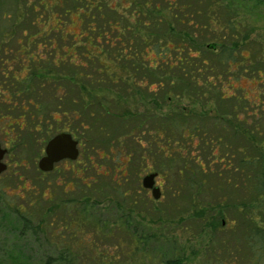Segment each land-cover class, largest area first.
<instances>
[{
    "label": "trees",
    "instance_id": "trees-1",
    "mask_svg": "<svg viewBox=\"0 0 264 264\" xmlns=\"http://www.w3.org/2000/svg\"><path fill=\"white\" fill-rule=\"evenodd\" d=\"M56 1L55 7L61 6L65 1L68 2L66 7H61L63 15L66 16H69L70 9H74L73 11L76 13L83 7L84 12L81 14V19L93 18L94 14L90 13L89 16L88 13L97 2V0ZM201 2L202 0H190L184 10L174 9L173 13L169 10L170 7L160 9L155 4L156 11H152L150 15L153 14L155 17L158 12L164 14L159 13L158 19L155 18L150 22L143 21L137 24L136 21H132L134 26L127 25V27L125 24L120 27L118 22L109 20L107 22L108 32L112 34L113 38L103 36L104 32L101 30L103 12L101 5H97L95 8L101 19L100 24L95 26L93 23L87 22L82 31L86 34L82 36L85 44H83L81 52L83 56L84 53L91 52L92 56L89 72L86 70V60L83 57L84 59L77 61V75L71 76L69 74L71 69L69 58L65 56L67 51L61 50V54L65 55L59 62V74L36 76L34 74L37 69H34L32 76L28 75L22 79L25 84L23 86H29L30 90H20L19 86L23 82L16 76L11 75V78H7L2 73L0 82L10 79L11 85H18L19 89L11 91L13 96L11 100L19 96L21 100L17 108L19 113L23 110V101H27V98L33 102H42L40 111L34 105H28L29 117L35 118L36 124L46 114L53 120L59 121L54 117V114H59L60 118L67 116L66 119L73 121L77 118L79 110H84L91 120H101L100 122L103 121L101 117L109 116L108 114L122 121L130 120V118L135 119L136 125L133 132L130 128V132L124 133L129 138H133L140 149L138 156L132 155L133 159L137 157L132 162L134 164L137 161L134 164L135 170L138 166L141 172L150 165L144 161V151L149 157L156 155L153 167L162 176L166 175L171 170V165L176 163L178 173L181 174L184 170L185 175L186 171L188 172V175L184 176V181L189 184V189H187L189 193L193 191L190 195L192 199L195 197L197 205L199 204L197 193L199 194L204 187L200 180V174L213 172L211 163L214 162L215 165L218 163L216 160L219 158L214 151L219 147L221 139L227 138L231 141L233 139L236 144L245 148L250 144L248 142H251L254 147L258 143V155L250 157L242 155L239 156L237 162L240 170H245V174L248 173V179L249 173L254 175L255 184L253 187L258 197L264 191V151H259L262 148L261 143H264V138L260 136L263 134L254 128H247L245 126L247 122L235 112L237 108H246L244 102L248 99L245 93L238 96L229 92L234 88L232 84L234 81L246 76L242 71L244 67H240V70L235 72L231 65L233 46H240L239 40L233 39L235 30L229 21V16L223 23L222 21L221 24L218 22V12L214 7L217 0L206 2V7H204L206 14L202 13L201 8H197ZM231 2L233 6H236L233 0ZM253 2L255 6L256 4L264 5V0H254ZM39 3L42 5L41 0ZM36 6L37 4L31 5L32 12H37ZM142 7L149 8L148 3L144 1ZM109 10L111 11L113 8H109ZM233 10H238V8L230 9L228 13L226 12L227 15H230ZM139 11L142 12V9L137 8L136 14ZM114 12L118 14V17L125 18V14L120 15L121 13L117 9H114ZM13 13L12 20L14 22L23 19L20 10L14 9ZM55 13V11L50 12V15ZM193 13L197 18L204 16V22H193V19L190 18ZM133 14L135 15L134 10ZM178 14H180L179 17ZM2 15L5 16V10ZM58 19L60 20V18ZM31 23L36 25L37 33L29 34L24 32L25 27H21L24 37L46 36L45 29L42 34H39L38 30L41 25L44 26L45 21H40L38 24L35 21H31ZM56 23L61 24L60 27L57 28L53 25L49 31H59V36L64 37L62 26L64 27L65 23L62 24L59 21ZM122 27L129 29L130 33L126 39L121 38L124 36L120 30ZM206 28L221 32V34L220 36L215 34L214 41L204 43ZM4 29L6 27L0 26V36L5 34ZM142 29L149 31L142 32ZM137 33L141 42L132 43ZM248 37L249 35L246 33L244 39H248ZM216 38L228 39V43L216 41ZM86 39H90V45ZM254 41L251 40L248 46L252 45L251 43ZM86 43L90 46L89 50ZM24 45H37V43L24 42ZM92 45L93 51L91 50ZM31 50L34 51V49ZM109 50H114V52ZM25 52L30 62L38 58L37 54L21 49L17 50L13 56L21 58ZM250 55L246 69L248 71V66L255 65L257 67L255 72L260 75L264 69H258L260 68L259 63L263 67L264 63L257 58L255 53ZM247 76L257 77L251 74ZM31 77L36 78V83H29ZM83 79L86 80L83 81ZM48 82L53 84L51 90V85H45ZM41 85H43V101L37 92ZM3 87L6 89V86ZM104 87L106 89H103ZM3 99L1 108L7 110L11 106L14 107V103L10 102L9 97L4 95ZM212 102H216V104L213 105ZM76 103L78 104L77 108ZM65 104L69 107L68 110L63 108L57 111ZM111 108L117 112L111 113ZM258 110L259 114L264 113L262 106H259ZM230 118H233V121L229 120ZM0 120L3 122L4 128L7 129L9 137L16 127L19 130L26 127V125L17 124L13 119H10L7 112H2L1 109ZM232 122L236 126V130L234 133L232 132L233 136L230 135V130H224V126H230ZM36 124H32L35 131L38 130ZM95 124L90 122L94 128ZM123 124L125 123L123 122ZM97 127L104 128V124L100 123ZM225 132L227 133L225 134ZM16 137V135L11 137L12 142ZM111 140L112 138L107 140L106 146ZM115 140L118 144L117 150L110 151L109 155L104 153V157L120 167L125 163L123 159L118 158L122 152L119 149L121 142L119 139ZM228 150L226 151L228 152ZM201 151L209 158L208 165L195 155V152L201 154ZM123 154L129 163L131 154L128 152ZM115 158L118 160L116 161ZM192 160L197 167L192 166L190 169L187 165ZM247 164L250 168H246ZM116 170L118 169L113 168L111 173ZM41 174L43 173L41 172ZM111 181L117 183L99 187L100 185L84 184L82 180L83 193L77 192L78 195L75 196L72 190L68 189V184L61 185V190L58 191L59 184L43 185L36 181L34 184L26 186L25 181L18 178L16 184L8 187L0 178V223L7 222L18 239L11 249L6 252L0 251V264H32L28 244L32 241H39L40 238L46 241L45 244L49 246L47 248L53 245L60 247V250L59 252L44 251L43 260L38 264H145L148 260L153 262L154 256H150L151 252L147 249V235L142 231L137 232L140 226L139 220L133 214L135 205L138 203L134 192L123 188L122 184H118L112 174ZM180 187L183 189V184ZM136 191L138 194L139 189ZM94 192L95 194H104L101 196L103 199L90 200L89 197ZM101 201H104L103 204ZM202 210L204 211V209ZM109 214H112V217H109ZM218 227L221 228L222 224L220 223L216 228ZM255 229L257 230L258 227ZM86 232L91 233L92 236L87 237ZM6 240L8 241V238ZM104 240H110V242L105 244ZM72 246L75 247V250L69 249ZM184 260L187 264H192L190 259L184 258ZM164 264H183V261L181 257H175L166 259Z\"/></svg>",
    "mask_w": 264,
    "mask_h": 264
},
{
    "label": "rangeland",
    "instance_id": "rangeland-1",
    "mask_svg": "<svg viewBox=\"0 0 264 264\" xmlns=\"http://www.w3.org/2000/svg\"><path fill=\"white\" fill-rule=\"evenodd\" d=\"M144 1L148 3L149 8L142 7ZM189 1L190 0H133V3H131V0H97V2L94 3V8L88 13L89 16L90 13L94 14L93 18L88 17L81 19V14L84 12L83 7L76 13H74V9H70L69 16L63 15L61 7H66L68 4L66 1L65 3L63 2L61 6L55 7L54 3L57 2L56 0H41L42 5L39 3V0H0V26L6 27V29L3 30L5 34L0 36V75L4 73L7 78H11L13 70L20 67L18 66L19 64L12 61L11 58L16 54L17 50L22 48L24 42L19 44L15 42L14 38L24 37L21 27H25L24 32L29 34L37 33L36 25L32 24L31 21H35L37 24L38 22L40 23V21H45L46 23L44 26L40 24L41 28L38 30L39 34H42L43 29H45L46 36H31L36 37V40L33 42H36L37 45H28L27 51L35 54H42V45L38 43L37 38L60 37L59 31H49L53 25L59 28L61 24L58 25L56 23L59 21L62 24L65 23L64 27L62 26L65 38L76 37L77 42L75 47L78 52L77 54H80L83 50L82 46L85 44V40L82 37L86 34L82 33L85 24L87 22L93 23L95 26L96 24H100L101 19L95 8L97 5H101L103 12V25L101 28L104 32L103 36H110V38H113L111 36L112 34L108 32L109 26L107 22H109V20L111 22H118L120 27L125 24L126 26H134L132 21H136L137 24H139V22H150L155 18L158 19V14L160 12H158L155 17L153 14L150 15L151 12L155 10V4L160 9L170 7L169 10L173 13L174 9H179L180 11H182V9L184 10V7ZM207 1L209 0H202L201 4L197 6V8H201L204 14H206L204 7H206ZM32 4H37V12H32L30 8ZM254 4V2L249 4V6L245 4L247 8L243 7V9L237 7V19L242 22L243 28H247L244 29V31H248L246 33L249 35V40H255L251 43L252 45L248 46L250 54L255 53L257 58L264 63V5L256 4L255 6ZM236 6L232 5L231 0H217V3L214 5L215 10L218 12L217 19L222 21V23L226 21L228 16L230 17L227 13L230 9H235ZM109 8H113V10L110 11ZM137 8L142 9V12L139 11V13L136 14ZM14 9L22 12L23 19L20 21L17 20V23L12 20ZM114 9H117V11L121 13L120 15L125 14V18L118 17ZM4 10L5 16L2 15L4 14ZM133 10L135 11V15L133 14L134 16L132 15ZM54 11L56 13L50 15V12ZM160 14L164 13L161 12ZM48 16H50V19H48ZM179 16L180 14H178V17ZM58 18H60V20ZM175 18L177 19V15ZM190 18L196 23L204 22V16L197 18L195 13H193ZM120 30L121 33L124 34L121 38L126 39L130 33L129 29H124L122 27ZM141 31H146L147 33L149 30L142 29ZM204 33L206 36L204 43L214 41L215 39L213 37L215 34L217 36L221 34V32L212 31L207 28ZM136 35L132 43L141 42L138 33ZM105 37H103L104 40ZM216 39V41L219 40L220 42L224 41L228 43V39ZM39 41L43 42L42 40ZM38 46L39 49H37V51L35 48ZM86 47L89 48L87 43ZM65 48H67V45H65ZM31 49H34V51ZM91 50L93 51V45ZM109 51L114 52V50ZM244 53L246 55L249 54L248 52L246 53V51ZM26 56L25 52L22 57L28 59L29 57ZM80 57V59H84L83 56ZM20 63H22V61ZM259 67V70L264 69L261 63H259ZM28 68L30 71L28 75L31 76L34 73L33 70L38 69L34 65H28ZM256 69L257 67L255 65H252V67L251 65L248 66L245 77L233 83L231 81L234 88L230 89L229 92L235 93L238 96L245 93V96L250 102L245 101L244 104L246 108H237L236 113L247 122V125L244 124L247 128H254L257 132L264 135V113H258L259 106L264 108V71L260 72V75H257L255 72ZM18 73L20 75H15L16 78L23 82L22 79L27 76L26 69L21 68V71ZM250 74L253 76L256 75L257 77L250 78L247 76H250ZM85 80L86 79H83V81ZM36 81L35 77H31L29 83L34 84ZM11 84L10 79L0 82V106L2 105L1 102L4 100L3 98L5 95V97H9L10 102L12 101L14 103V107L11 106L7 110L0 107V109L2 112H7L9 116H16L20 112L17 108L21 100L19 96L11 100L13 97L11 91L13 92L25 84L23 82L19 88H16L17 85L13 90H10L11 86L14 87ZM45 85H51L50 90L53 87L51 82ZM3 86H6V89H4L5 87ZM103 89H106V87ZM16 94L19 95L18 93ZM212 104L215 105L216 102H212ZM77 107L78 104L76 103V108ZM63 108H66V110L69 109L65 104L57 109V111ZM115 112H117V110L111 108V113L115 114ZM247 112L249 116L245 114ZM29 113L28 111L25 117V129L19 130L16 127L10 134L12 138L15 135L17 136L12 143L5 142L8 140L9 135L5 134L8 133V131L4 128V124L0 122V144L3 148L8 150L3 159L8 165V168L0 175V178L8 187L16 184L18 178L24 180L26 186L34 184L36 181H38V184L43 185L59 184V186H57L58 191L61 190V185L66 183L69 187L67 188L72 190L76 196L78 195L77 192H80V194L83 193V188L81 186L83 185L82 180L89 182L90 185H100L99 187L108 184H116L117 182L111 181L112 174L113 177L117 179L118 184H122L123 188L133 191L136 196L138 203L135 205L133 214L135 218L139 220L140 229H138L137 232L142 231L147 235V249L151 252L150 256H154L153 262L148 260L145 264H164L166 259L175 257H181L183 264H187L184 258L190 259L192 264H264V191L257 197L253 187L255 184L254 175L252 173V175H250L249 173L250 178L248 179V173L245 174V170H240L241 168L237 166V162L240 158L239 156L245 154L243 152H238V150H246L248 154L252 156L258 155V143H256L254 147L251 142H248L250 144L245 148L236 144L233 139L232 141L227 138L221 139L219 147L214 151L219 158L216 160L218 163L216 165L214 162L211 163L213 172L200 174V180L202 184H204V187H202L199 194L197 193V195H199L197 198L198 205L196 204L195 197H193V199L191 198L190 193L193 191L189 193L187 190L189 189V184L187 181H184V176H187L188 172L186 171L185 175L184 170L181 174L178 173L176 163L171 165V170L167 172L166 175L162 176L158 172L159 175L155 180V184L160 187L162 194L159 199L155 200L152 198L150 190L143 189L141 186V179L148 170H142L139 173V178L138 175L135 174L134 164H136L137 161L134 164L132 162L137 159V157L133 159L132 155L138 156L140 149L133 138L124 135L125 132H130V128H132L133 132V128L136 125L135 119L133 120L130 118V120L122 121L108 114L109 116H102L101 119L103 121L100 122L101 120H91L84 110H79L77 111V118L73 121L66 119L67 116L61 117L59 121L53 120L46 114L42 116V120L36 124V119L30 118ZM54 117L58 119L60 115L54 114ZM15 120L14 117L13 121ZM90 122L91 124L96 123V127L94 128L93 125H90ZM123 122L125 124H123ZM223 122H225V120H223ZM100 123L104 124V128L100 129L97 127ZM32 124L38 125L37 131L33 129ZM224 128L222 129L229 131L228 125H225ZM65 130L71 132L79 141L80 157L75 161H60L51 172H48L46 175L41 174V171L37 167V162L44 154L43 147L46 141L58 132ZM226 133L227 132H225V134ZM263 135L260 136L264 138ZM109 138H112V140L109 141V145L106 146V142ZM115 139H119L121 142L119 149H121L122 152L119 154L118 158L127 160L123 153L128 152L131 154V161L123 165L125 168H128L125 170V178H121L118 170L111 173L113 169L111 167H113L115 163L110 159L106 160L107 158L104 157V153L109 155L110 151L115 152L117 150L116 146L118 144ZM261 145L262 148L259 151L263 152L264 143H261ZM204 148L207 149L206 146H204ZM228 149L229 151L232 149H236L237 151L235 152L236 157L232 159L236 161L232 165L227 163L229 155L224 153V151ZM188 150L190 149L188 148ZM195 155L208 165L209 158L205 156L202 151L201 154L195 152ZM143 156L144 161L148 164L150 163V158L151 161L154 162L156 157V155L149 157L146 151L143 152ZM118 158H115L116 161ZM192 161L187 165L190 169H192V166L197 167L194 161ZM228 165L229 168L227 169ZM106 166H109V168L105 172ZM100 172L106 173V176L103 173L104 176H102ZM195 172L198 173V171ZM196 173L194 174L196 175ZM244 181H247V184ZM182 184L183 189L180 187ZM137 189H139L138 194L136 193ZM101 196H104V194H95L94 192L89 199L98 201L103 199ZM103 202L104 201H101L102 204ZM202 209H204V211ZM243 211L245 212L243 213ZM109 215V217H112V214ZM222 221H224L222 227L216 228L220 223L222 224ZM255 227H258V234L253 233ZM249 230L251 233H246V231ZM86 234L88 235L87 237L92 236L89 232H86ZM252 234L255 236L252 237ZM259 235H262L263 242L260 240L261 237ZM6 238H8V241ZM16 238V234L12 231V228H10L7 222L0 223V251L6 252L8 249H11L13 244L18 240ZM45 242L43 238H40L39 241H32V243L28 244L32 264H38L43 260L42 254L44 251L54 250L59 252L60 247L52 245V247L47 248L49 246H47ZM103 242L107 244L110 240H104ZM69 249L75 250V247L72 246Z\"/></svg>",
    "mask_w": 264,
    "mask_h": 264
},
{
    "label": "flooded vegetation",
    "instance_id": "flooded-vegetation-1",
    "mask_svg": "<svg viewBox=\"0 0 264 264\" xmlns=\"http://www.w3.org/2000/svg\"><path fill=\"white\" fill-rule=\"evenodd\" d=\"M252 1H254V0H233L235 5H240V6H236V7H239V9L240 8L243 9V7L247 8V5L249 6V4L252 3ZM245 4H247V5H245ZM237 15H238V10H233L231 12V14H230V19H229L231 25L233 26V28L235 30V33L233 35V39L236 40V41L239 40L238 44L240 45V46H233V52L231 53V57H232L231 65H232L233 70L235 72H238L240 70V67H244V69L242 71H243V73H246L247 72V69H246L247 68V64H249L250 56H251L250 52H249V48H248V43L251 40H249L250 38L244 39V36H245L246 32H248V31L247 30L244 31V29H247V28H243L242 27V22L237 19ZM218 22L221 23L220 20H218ZM14 39H15V42H17L19 44H21L23 42H31V41L36 40V38H27V37H16ZM39 40H42L43 42H41ZM86 40H87L86 42L90 45L91 44L90 39H86ZM37 41H38V43H41V45H42V49H41L42 50L41 51L42 54L36 53L38 58L34 59L31 62H30L29 58L28 59H24V57L20 58V57H17V56H13L11 58V60L16 62V63H18L19 64L18 66H20V67H18L17 69L13 70V74H11L12 76L20 75L18 72L21 71V68L22 69H26V71H27L26 75L28 76V73L30 72L29 68H28V65H34L36 68H38L37 71L34 74L36 76H41V75H52V76H55V75H58L59 72H60L59 71V62L62 59V57L65 55V54H63V55L61 54V50L67 51V54L65 56H68L69 63H70V66H71L69 74L71 76H76L77 75V61H78V59L81 58L80 56H83V54L82 53L77 54L78 52H77L76 47H75L76 42H77L76 37H73V38H65V37L37 38ZM65 41H67V42H65ZM61 44H63V45L61 46ZM65 45H67V48H65ZM27 48H28V46L23 44L21 50L22 51H27ZM89 48H90V46H89ZM89 48H87V49L89 50ZM35 49L36 50L39 49V46L36 47ZM245 51H246V53L248 52L249 54L246 55L244 53ZM83 57L86 60V63H85L86 70L89 72L91 70L90 69V65H89L90 64V60L92 59L91 52L84 53ZM21 61H22V63H20ZM26 75H24V76H26ZM243 77H245V75ZM15 87L16 86H14V87L11 86L10 90L11 89L13 90ZM42 87H43V85L39 86V89H38L37 92H38V95H39L40 99L43 101L44 97H43ZM23 89L26 90V91L30 90L29 86L28 87L27 86H23V87L20 88V90H23ZM31 89H32V86H31ZM23 104H24L23 105V110H22L21 113H19L16 116H13V115L9 116L10 119H13L15 117V119H16L15 122L17 124H21V125H24V123H25L24 121H25L26 114L28 113V108H29L28 105L29 104L34 105V107L37 108L39 111L42 108V102L41 101L37 103V102H33V100H28V98H27V101H23ZM235 112H236V110H235ZM247 114H248V112H247ZM58 119H60V117H58ZM218 119L219 120H223V119H220V118H218ZM229 120L233 121V118H230ZM0 122L3 123L1 120H0ZM2 129H3V127H2ZM229 130H230V135L233 136V133L236 130V126L234 125L233 122H232V125L229 126ZM60 132H63V131H60ZM64 132H69V131L65 130ZM69 133H71V132H69ZM5 134H7V133H5ZM47 141H46V143H47ZM5 142L6 143H10L11 142L12 143L11 137H8V140H6ZM46 143H45V145H46ZM44 147H43V153H44ZM78 147H79V141H78ZM7 151H6V154H7ZM224 152H227V151H224ZM235 152H237L236 149H232L230 151L228 150V152H227L229 154V158L227 160V163L230 164V165H232L236 161L235 159L232 160L233 157H236ZM238 152H243V153H245L244 155L247 154L246 156H248V157L251 156V155L248 154V151H246V150H240L239 149ZM227 153H225V154H227ZM79 157H80V151L78 153L77 158H79ZM77 158L74 159V160H70V159L65 158V159H62L60 161H63V162L75 161V160H77ZM60 161H58L57 163H59ZM128 161H129L128 159L127 160H123V162L125 164ZM57 163H55L54 168L56 167ZM153 163L154 162L150 160V163H149L150 165L148 166L147 169H145V171L148 170V172H146V174L155 171L154 167H153ZM123 165H121L120 167H118L116 165H113V167H111V168H117L118 169V171L120 172L121 178H125L126 177V174H125L126 171L125 170L128 169L127 167L125 168ZM7 168H8V165H7ZM108 168H109V166H106L105 172L108 170ZM227 168H229V165L227 166ZM246 168H250L249 164L246 165ZM42 173L46 174L48 172H42ZM100 173L102 174L103 172H100ZM139 173H140V170H139V167L137 166L136 170H135V174L138 175V178L140 176ZM103 174L105 175L106 173H103ZM103 174H102V176H103ZM249 178H250V175H249ZM64 184H66V183H64ZM84 184H90V183L87 182V181H84ZM251 184H253V183H251ZM146 190H149V189H146ZM223 224H224V221H222V225ZM258 232H259V230H254L253 233H257L258 234ZM246 233H251V232L249 230V231H246ZM260 234H262V233H260ZM262 235H259V236L261 237L260 240L263 242V237L264 236L262 237ZM252 236H253V234H252ZM246 239H248V238H246Z\"/></svg>",
    "mask_w": 264,
    "mask_h": 264
},
{
    "label": "water",
    "instance_id": "water-1",
    "mask_svg": "<svg viewBox=\"0 0 264 264\" xmlns=\"http://www.w3.org/2000/svg\"><path fill=\"white\" fill-rule=\"evenodd\" d=\"M6 148L0 144V174L7 170V164L3 161L6 154ZM79 153L78 141L69 132H59L52 136L44 147V155H42L37 167L42 172H50L53 170L55 163L62 159L74 160ZM158 176L156 171L145 174L141 179V186L144 189H149L153 199L161 197V189L155 184V179Z\"/></svg>",
    "mask_w": 264,
    "mask_h": 264
}]
</instances>
